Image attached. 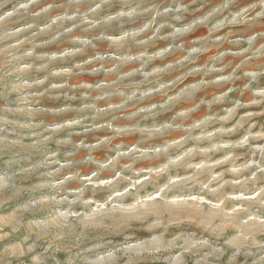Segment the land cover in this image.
Wrapping results in <instances>:
<instances>
[{
  "label": "rangeland",
  "instance_id": "obj_1",
  "mask_svg": "<svg viewBox=\"0 0 264 264\" xmlns=\"http://www.w3.org/2000/svg\"><path fill=\"white\" fill-rule=\"evenodd\" d=\"M0 264H264V0H0Z\"/></svg>",
  "mask_w": 264,
  "mask_h": 264
}]
</instances>
